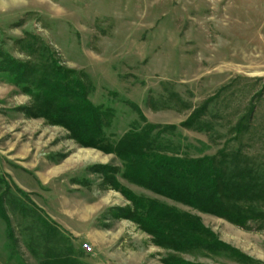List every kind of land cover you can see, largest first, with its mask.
I'll return each instance as SVG.
<instances>
[{
  "label": "rangeland",
  "instance_id": "374dc122",
  "mask_svg": "<svg viewBox=\"0 0 264 264\" xmlns=\"http://www.w3.org/2000/svg\"><path fill=\"white\" fill-rule=\"evenodd\" d=\"M28 33L39 40L26 37ZM20 39L34 46L43 41L62 65L90 77V100L114 111L112 125L105 129L111 141L148 122L161 126L153 136L173 153L197 158L224 147L236 151L241 144L230 130L257 104L256 130L240 148L264 162V0H0V55L20 61L46 56L40 51L27 57ZM219 92L203 117L208 130L181 126L194 108ZM31 102L14 77L0 71V202L8 192L0 205V264H41L46 235L56 232L46 222L61 228L59 221L76 216L66 212L82 211L74 206L78 198L101 194L116 206L108 209L118 219L116 226L126 227L111 252L100 256L101 264H162L169 255L204 264H264V231L244 230L126 181L116 155L82 147L65 128L42 118H26L20 108ZM169 125L177 129H164ZM101 165L118 167L117 178L136 195L200 216L221 241L252 261L199 250L178 254L156 246L150 235L121 217L131 203L103 186L102 175L94 170ZM56 170L61 172L54 174ZM38 171L46 182L36 178ZM5 214L16 241L8 238ZM68 237L80 255L99 256L98 246L90 243L93 251L88 253L85 242Z\"/></svg>",
  "mask_w": 264,
  "mask_h": 264
},
{
  "label": "trees",
  "instance_id": "16d2710c",
  "mask_svg": "<svg viewBox=\"0 0 264 264\" xmlns=\"http://www.w3.org/2000/svg\"><path fill=\"white\" fill-rule=\"evenodd\" d=\"M26 37L39 40L29 33ZM42 42L38 41L37 46L25 39L17 42L23 46L22 51L27 57L44 51L46 56L42 55L40 61H20L8 54L0 55V71L9 72L16 85L22 86L32 100L31 105L20 108L26 118H42L49 125L65 128L69 138L80 146L116 155L124 166L121 176L130 183L199 212L222 218L244 230L264 231V162L259 156H250L240 148L256 130L257 104L240 115L230 130L234 140L241 144L236 151L224 147L213 156L197 158L173 153L153 136L161 126L148 122L140 131L132 129L119 141L113 142L105 132L112 125L113 109L96 106L89 98L94 88L90 77L62 65ZM219 96L220 92L194 108L181 126L197 131L208 130L209 125L203 117ZM132 105L139 110L137 105ZM166 128L176 130L177 125ZM94 170L102 175L106 189L120 192L131 203L121 217L134 222L141 231L150 235L156 246L178 254L199 250L213 255L227 253L243 263L252 261L248 255L221 241L204 225L200 216L133 193L117 178L118 167L101 165ZM1 195L0 205L4 204L8 192ZM4 216L9 225L8 238L16 241L11 218L8 214ZM46 226L56 232L46 235L41 264H85L79 260L81 255L68 236L48 222ZM161 263L204 264L178 255H169Z\"/></svg>",
  "mask_w": 264,
  "mask_h": 264
},
{
  "label": "crops",
  "instance_id": "0c3cea01",
  "mask_svg": "<svg viewBox=\"0 0 264 264\" xmlns=\"http://www.w3.org/2000/svg\"><path fill=\"white\" fill-rule=\"evenodd\" d=\"M61 171H54V174H58ZM36 178L40 181V182H46V179H41L40 177V172H36ZM67 174V173H66ZM80 180V179H79ZM100 180L98 187L101 184L102 179H98ZM94 182H92L93 184ZM90 184V187H92ZM75 192H78L79 189H72ZM71 191V190H68ZM109 199L108 197L105 198L103 196V194L98 195L93 197L91 200L90 199H85V198H78V200L76 201V207H79L80 209H82V211L79 210H69V212H66L65 215H69L73 216L74 214L76 215L75 218H68L67 221L62 222L59 221L60 230H62V232L66 231V233L68 234V236L72 237L74 240H76V242H87V243H91L93 245L98 246L100 254L99 256L95 257V256H91V257H86L81 255V257H79V259L85 263L88 264H94V262L96 264H101V258L100 256H105L106 254H109L111 252V248L112 246L115 244L116 241H118L119 237L121 236L122 232H125V228L124 226L120 227L116 226V222L118 221V219H116L115 215H110L108 209L112 208V207H116L115 205H109ZM127 203V202H126ZM126 203H120L118 206L122 207L124 206V204ZM105 214V218L103 219V221H100V215ZM76 224H75V223ZM119 228H122L121 230H119ZM119 231V232H118ZM104 246H101L103 245ZM80 245V244H79ZM82 246V245H80ZM106 247V248H105ZM81 248V247H78ZM105 248V251L102 249ZM107 252V253H106ZM102 264H106V263H102Z\"/></svg>",
  "mask_w": 264,
  "mask_h": 264
},
{
  "label": "built area",
  "instance_id": "2783aa9c",
  "mask_svg": "<svg viewBox=\"0 0 264 264\" xmlns=\"http://www.w3.org/2000/svg\"><path fill=\"white\" fill-rule=\"evenodd\" d=\"M83 249H84L86 252H88V253H91V252L93 251V247H92V245H91L90 243H87V242H85V243L83 244Z\"/></svg>",
  "mask_w": 264,
  "mask_h": 264
}]
</instances>
